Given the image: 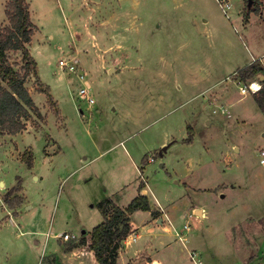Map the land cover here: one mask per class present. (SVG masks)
<instances>
[{
    "label": "rangeland",
    "instance_id": "rangeland-1",
    "mask_svg": "<svg viewBox=\"0 0 264 264\" xmlns=\"http://www.w3.org/2000/svg\"><path fill=\"white\" fill-rule=\"evenodd\" d=\"M12 2L0 0V28L8 26L5 9ZM21 3L34 25L27 48L37 63V77L28 76L24 86L40 115L31 112L19 135L0 131V264H59L55 234L97 226L104 200L126 205L139 171L149 202L166 212L164 223L139 241L131 234L138 242L130 238L122 248L151 244L161 264H264V113L250 93L240 94L235 75L251 53L264 52L256 3L250 10L245 0H230V20L211 0ZM6 55L20 71L22 54ZM204 57L220 66L210 81L195 72ZM70 59L88 80L91 105L78 97L76 77L58 65ZM217 81L228 119L207 102L215 92L204 90ZM168 144L161 157L159 149ZM6 196L23 202L12 211ZM149 219L138 212L133 222L142 226ZM158 238L170 246L158 248ZM131 255L119 262L148 260L145 253L138 260ZM79 256L74 250L62 262L90 263Z\"/></svg>",
    "mask_w": 264,
    "mask_h": 264
},
{
    "label": "trees",
    "instance_id": "trees-1",
    "mask_svg": "<svg viewBox=\"0 0 264 264\" xmlns=\"http://www.w3.org/2000/svg\"><path fill=\"white\" fill-rule=\"evenodd\" d=\"M246 8L250 9L257 0H251L248 6V0H245ZM251 10V9H250ZM250 10L243 12L242 18L245 24L249 21ZM5 16L8 20V26L0 28V131L8 135H16L27 128L23 120L30 117L31 112L40 115L38 107L24 86L28 76L37 77V63L30 55L27 45L31 42L34 25L30 20L28 8L24 3L19 4L18 0H13L9 7L5 9ZM7 52H20L22 54L23 65L20 71L9 65L7 61ZM241 82H246L264 77V65L256 60L251 64L239 69L236 73ZM3 82L6 87H3ZM49 90V89H48ZM40 89V93L48 91ZM49 100L51 99L48 93ZM255 101L261 111L264 112V84L261 90L254 94ZM187 143L192 141L193 131L188 127ZM27 165L31 166L30 159ZM145 184H140L141 190ZM4 202L10 210L21 205L23 198H18L17 202L10 201L8 196ZM98 208L102 215V222L93 227L88 233V237L82 236L78 242L67 241L65 249L70 252L76 251L81 257L88 256L89 264H119L117 257L122 249L126 238L137 230L135 224L129 216L136 211L150 212L154 218H158V212L152 209L147 197L139 194L131 200L125 208H119L111 200H104ZM78 246H83L79 249ZM79 256V257H80Z\"/></svg>",
    "mask_w": 264,
    "mask_h": 264
},
{
    "label": "crops",
    "instance_id": "crops-1",
    "mask_svg": "<svg viewBox=\"0 0 264 264\" xmlns=\"http://www.w3.org/2000/svg\"><path fill=\"white\" fill-rule=\"evenodd\" d=\"M191 2H192V0H191ZM211 2H212V4H213V6H214V3H215V5L216 6H218V8H220L219 7V5H218V2H217V0H211ZM257 3H258V13L261 15V18H264V17H262L263 16V14H264V0H257ZM193 4V3H192ZM219 10H221V9H219ZM222 12V11H221ZM223 14V13H222ZM224 15V14H223ZM225 16V15H224ZM228 20H230V17H229V15L228 16H225ZM204 22H205V24H207L208 23V21H206V20H204ZM248 24V23H247ZM246 24V25H247ZM245 32H247L248 33V29L246 28L245 29ZM256 60H258V61H260L263 65H264V52L263 53H255V54H253V53H251L250 54V61L249 62H247L246 63V65L245 66H247V65H249V64H251L252 62H254V61H256ZM192 63L193 64H195L196 63V61H195V59H192ZM204 66L203 67H201L200 68V70L198 69V68H195V72H196V74H197V76H198V80H203V81H210V80H213V77H214V75H213V72H217V69L216 68H219L220 66L216 63L215 65H212L211 64V62H209V61H207L206 59H205V57H204ZM215 72V73H216ZM221 75H222V72H221V74H220V76L219 77H221ZM235 75H236V73H235ZM218 77V78H219ZM218 78H216V79H218ZM236 78V77H235ZM236 81L238 82V83H241V85H244V83L243 82H241V81H239V79L238 78H236ZM222 83H220V82H216V83H213V85H210L206 90H204L205 92H208V93H210L211 92V90L213 91V92H215V93H212L211 95H209V97L207 98V102H208V104L210 105V106H214V108H213V110L214 111H220V114H222V115H224V116H226V119H228L229 118V107H228V105L226 106H224V104H223V102H222V99L224 98V96H223V90L221 89L220 90V92H218V91H216L217 90V88H219V86L221 85ZM239 88V91H240V86L238 87ZM240 94L241 95H246V94H242L241 92H240ZM252 96H253V98H254V94H251ZM254 101H255V98H254ZM255 103H256V101H255ZM151 105H155L156 106V103H153L152 101H151ZM256 105H257V103H256ZM257 108L259 109V107H258V105H257ZM260 110V109H259ZM261 111V110H260ZM262 113H264L263 111H261ZM16 135H19V134H16ZM11 136H14V135H11ZM170 146V144H168V145H166V146H164L163 148H161V149H159V154H160V156L162 157L164 154H166V152H167V149H168V147ZM165 148V149H164ZM237 148L235 147L234 148V150H236ZM237 151H238V149H237ZM153 162V161H152ZM160 167H163V165L162 164H160ZM139 174H140V181L138 182V184H137V188H136V191H135V196H134V198L137 196V195H139V194H142V195H145L146 197H147V195L149 194V192H148V186L146 187V181H145V178L142 176V173L139 171ZM35 179H37V178H35ZM0 183H3V182H0ZM145 184V186L141 189V190H139V186H140V184ZM3 186H4V184H3ZM133 199V198H132ZM131 199V200H132ZM147 199H148V197H147ZM131 200L126 204V205H124V206H121V207H119V208H125V207H127V205L131 202ZM112 201V200H111ZM115 201V202H114ZM114 201H112L115 205L117 204V201L116 200H114ZM148 201H149V199H148ZM149 204H150V206H151V208L153 209V207L158 211V212H160L161 214L158 216V218H154L152 215H151V213L150 212H145L146 214H148L149 215V220L148 221H146V223L145 224H143L142 226H137L134 222H133V220H134V216L138 213V212H142V211H136V212H133L130 216H129V218L131 219V221L135 224V226L137 227V230L134 232V233H132V234H134L135 236H137V240L139 241V239L141 238V234L142 233H144L145 235H148V236H150V234H154L155 232H156V230L159 228L157 225H162L163 223H164V219H163V213L165 212V211H163L162 210V208L160 207V206H158L157 205V202L155 201L153 204L151 203V202H149ZM117 206V205H116ZM153 206V207H152ZM191 207H192V209H193V214L195 215V213L196 214H198V213H200V211H201V216H202V209L200 208V209H198L199 211L197 212L196 211V208L193 206V205H191ZM26 208H29V206H26ZM13 211V210H12ZM15 212V211H14ZM166 213V212H165ZM102 216V215H101ZM200 217V216H199ZM188 218H191V214H189L188 215ZM169 221V220H168ZM101 222H102V217H101ZM100 222V223H101ZM83 223H87L86 222V220H85V218H83ZM99 223V224H100ZM185 226L186 227H188L189 228V230H186V228H185ZM168 229H170L169 227H167V230ZM183 229H184V231H185V233H188L189 231H190V227H189V225H184L183 226ZM92 230V228L91 229H89V230H85V231H81V233H79V234H77V235H80V236H86V237H88V233L90 232ZM172 230L175 232V237L178 235V233H176V231L172 228ZM187 231V232H186ZM64 233H68V234H72L71 233V231L70 230H63V231H61V234L62 235H60V232H58L57 234H55V239H57L59 242H58V246H59V251H58V253H57V259H59V264H64L63 262H62V258L63 257H66L67 259H68V255H70V253H72V252H70V251H68L67 249H65V244H66V242H64L65 240H63V239H61V237L63 236V234ZM76 235V236H77ZM159 239V242H158V248H160V249H164V248H167V247H169L170 246V244L168 245V243H167V241L166 240H162L161 238H158ZM136 240V241H137ZM137 241V242H138ZM36 243V245H38L39 244V242L37 241V242H35ZM136 243V242H135ZM134 243V244H135ZM147 243V242H146ZM182 243V242H181ZM184 243V242H183ZM138 245V244H137ZM184 245V244H183ZM161 246H162V248H161ZM130 247V246H129ZM127 248V247H123L121 250H120V252H119V255H118V260H117V262L119 263V264H122V263H120L119 261L120 260H122L123 259V257L125 256V255H130L131 253H132V255L130 256V258L129 259H131V260H138V257H140V256H142L141 254L143 253H145L146 254V256H148L147 257V259L149 260H147V262H145V263H142V264H161V262L158 260V259H156V256L159 254V252L151 245V244H141V245H139V246H137V247H133V245H131V247L130 248ZM133 247V248H132ZM155 251V252H154ZM59 255H60V258H59ZM136 263V261H134V262H132L131 264H135ZM54 264V263H53ZM65 264H72V263H65ZM136 264H141V263H136Z\"/></svg>",
    "mask_w": 264,
    "mask_h": 264
},
{
    "label": "built area",
    "instance_id": "built-area-1",
    "mask_svg": "<svg viewBox=\"0 0 264 264\" xmlns=\"http://www.w3.org/2000/svg\"><path fill=\"white\" fill-rule=\"evenodd\" d=\"M218 5L222 11V13L225 16L229 15V11L231 9V4H230V0H217ZM58 65L60 67V69H62L63 71H66L70 74H72L73 76L76 77V80L79 83V87H78V91H77V95L78 97L85 101L88 102L89 105L94 103V99L91 95V87L88 83V80L86 79L85 74L77 69V65L76 62L73 59L70 60H59ZM264 84V77L263 76H258L255 79H252L251 81H249V83L244 84L243 86L240 87V92L242 94H256L258 93L262 86ZM153 161V158L150 159V162ZM260 164H264V152L261 151L260 152V160H259ZM186 230H189L188 227H186ZM63 240L66 241H70V240H76L77 237L76 235L73 234H68V233H64L62 236ZM131 238L132 242L136 241V237H134L133 235H129L128 238H126L127 242L129 239ZM177 238L179 239V241L184 242V238L181 237L179 234L177 235ZM124 242V243H125ZM190 258L194 261L195 260V255L193 253L190 254Z\"/></svg>",
    "mask_w": 264,
    "mask_h": 264
},
{
    "label": "water",
    "instance_id": "water-1",
    "mask_svg": "<svg viewBox=\"0 0 264 264\" xmlns=\"http://www.w3.org/2000/svg\"><path fill=\"white\" fill-rule=\"evenodd\" d=\"M22 0H18V3L20 4ZM251 5V0H248V6ZM165 149V148H164ZM0 185H3L2 183H0ZM198 212V211H197Z\"/></svg>",
    "mask_w": 264,
    "mask_h": 264
}]
</instances>
